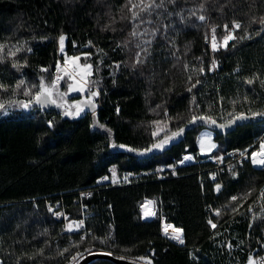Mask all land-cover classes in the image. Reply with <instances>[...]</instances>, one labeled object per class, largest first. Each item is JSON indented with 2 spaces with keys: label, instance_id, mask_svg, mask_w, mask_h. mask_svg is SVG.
<instances>
[{
  "label": "trees",
  "instance_id": "16d2710c",
  "mask_svg": "<svg viewBox=\"0 0 264 264\" xmlns=\"http://www.w3.org/2000/svg\"><path fill=\"white\" fill-rule=\"evenodd\" d=\"M127 3L0 0V44L6 45L0 84L7 88H0V264H68L77 252L147 264H248L264 248V169L250 159L264 143V116H251L264 112V0H164V7L136 20ZM144 21L149 31L157 30L147 46L137 33ZM233 21L241 28L224 47V25L232 31ZM64 55H87L81 63L93 66L97 110L64 115L58 102L56 109L34 102L24 109L19 102L32 99L24 92L34 94L41 78L50 84ZM20 80L25 85L15 89ZM69 83L66 77L57 90L67 91ZM78 98L70 96L71 102ZM241 113L248 118L237 120ZM194 116L215 124L193 122ZM164 122L168 127L157 134ZM204 128L215 133L214 157L237 149L247 159L216 170L199 154L197 135ZM180 129L163 148H152ZM185 154L195 161L181 165ZM158 165L166 169L160 172ZM112 167L118 177L131 174L128 181L100 184ZM88 190L84 200L93 215L85 230L62 233L47 202H61L80 217V192ZM146 199L156 202L151 220L140 210ZM166 225L181 229L184 242L165 236Z\"/></svg>",
  "mask_w": 264,
  "mask_h": 264
},
{
  "label": "snow or ice",
  "instance_id": "6c2138e0",
  "mask_svg": "<svg viewBox=\"0 0 264 264\" xmlns=\"http://www.w3.org/2000/svg\"><path fill=\"white\" fill-rule=\"evenodd\" d=\"M170 3H174L175 0H169ZM125 7L128 8L129 11L132 12V19L136 20V19H140V13L141 12H147L149 14H151L152 10L154 8H162L164 7V0H160L159 3L156 2V0H150L149 3H145V0H138V2H134V0H128V3L125 5ZM203 7V6H201ZM198 20L200 21H204L206 19V17L204 15H200L197 17ZM260 23L264 24V18L261 19ZM225 28V32L226 34L223 36L222 38V44L224 47L228 46V42L231 40H235L237 37L235 35L232 34L233 31L240 29L241 28V24L238 21H233L232 22V31H229V26L228 25H224ZM213 32V37H212V49L213 51L218 50V43L216 40V36H215V28L213 27L212 29ZM133 35H135V32L133 33ZM64 42H65V36L61 35L59 37V45H60V52L64 53ZM6 47V45L0 44V52H3L4 48ZM21 51V49L19 47L16 48V52ZM28 51H31V49H28ZM12 56H15V52H10L9 53ZM87 55H85L84 57H80V56H68V55H64L63 56V62L60 63L58 62L56 65V75L54 76V78L51 80V83L46 85L43 78H41L38 90L32 94L31 90L28 89L24 92L25 95L31 96L32 99L28 102H19L21 104L22 107L24 108H28L29 105L31 103H35L37 105H44V104H53V105H57V101L55 99L56 96H60L61 98L66 95V93H60L57 90V86L59 84V82L64 79L65 77H67V79L69 81H72L71 83L68 84V89L70 91L73 92H83L86 89V86L90 83L89 81V77L92 76L93 74V66L90 63H81V60L83 59L84 61H87ZM2 57H0V61H2ZM17 64L14 63L13 67H16ZM41 71H48V69H41ZM201 71H203V69H201ZM197 83H199V81H197ZM247 83L252 84L253 83V79H249L247 81ZM261 85L264 86V80L260 81ZM25 85V81L24 80H20L16 85H15V89H20L22 86ZM33 87H35V85H33ZM193 87H195V85H193ZM0 88L7 90L6 86H4L3 84H0ZM15 89L13 91H15ZM89 91V95L90 96H96L98 95L97 92L91 91L90 89ZM10 103H14L12 101H10ZM88 103L91 105V107L94 109L95 108V104H93L91 101H88ZM62 106V105H57ZM72 108L75 109V114H79L80 112H82L84 109L81 105V103L78 101L76 104L71 106ZM5 109V105L3 103H0V110ZM66 115H71L73 114L71 111H66L65 112ZM251 116L252 117H257V116H264V112H251ZM248 117H246L243 113H241L240 115H238L236 117L237 120H243V119H247ZM205 120L206 122H210L215 124V120H212L211 117H204V116H200V117H193V122L195 120ZM220 127H223V125H221ZM183 132V129H180L178 132H173L171 134V137L166 136L164 140L160 141L159 143H155L152 145V148H163L164 144L168 142V140L180 135ZM153 135H156V133H153ZM201 144V151H204L205 148H207L208 150H211L212 148L216 147L214 144H211L210 141L206 143L205 140H201L200 142ZM120 147H123L122 145ZM151 149H148V151H150ZM243 155V153H242ZM186 160H191L192 157H185ZM251 163L254 166H257L261 169H264V143H261L260 145V150L259 151H253L251 153ZM220 185L217 184L216 188L217 191L220 190ZM248 195H251V192L245 194V199ZM238 199H240L237 196H233L231 197L232 201H237ZM259 199L261 201H264V188H262L259 192ZM148 204L152 203L151 201L146 202ZM262 208H264V204L261 205ZM233 211H237V209L233 208ZM249 211H251V209H249ZM217 215H220V212L217 211L216 213ZM155 215L154 212H150L147 208L144 209V216L145 217H149V216H153ZM84 222L81 221H76L73 222L72 224H69L67 226V230L68 231H72L74 230V227L76 230H79L80 228H82ZM209 224L211 225L212 228H216V224L212 223L211 220H209ZM173 227L172 225H166L165 226V234L167 235V230L168 228ZM173 232L176 233L175 235L171 236V239L174 240H178L180 243H183L184 241L181 239L179 233L181 232V229L178 228H173ZM84 236L81 237V242H83L84 240ZM92 239H97L96 237H92ZM108 238H105L104 240H101V243H106ZM78 247V245H76ZM64 251H68V249H64ZM83 253H79L77 252L76 255L72 256L71 259L73 261H77L78 257H82ZM140 259H146L144 257H141ZM150 264V261H149ZM248 264H258V262L253 259V258H249ZM259 264H264V257H262L259 261Z\"/></svg>",
  "mask_w": 264,
  "mask_h": 264
},
{
  "label": "built area",
  "instance_id": "2783aa9c",
  "mask_svg": "<svg viewBox=\"0 0 264 264\" xmlns=\"http://www.w3.org/2000/svg\"><path fill=\"white\" fill-rule=\"evenodd\" d=\"M60 54H63V53L60 52V45H59V56H60ZM58 62L62 63L63 59L59 58ZM56 74L57 73H56V68H55L54 76ZM64 79H62L59 83H61ZM242 153H243V155H242ZM187 155L192 157L191 154H185L182 157V160L179 162L181 165H186V164H189V163H191L193 161V159L186 160L185 157ZM245 159H247V152H241L240 150L234 149V150H231L228 153L227 157H225V158L224 157H214V158H212L210 160L214 163L215 169L220 171V172H222L225 168L230 169L233 164L241 163ZM165 169H166V167H164L162 165H158V167H157V170L160 171V172H162ZM113 177H118L116 169L114 167L110 168L109 175H106L103 179H101V182L99 181V183L102 184V183L106 182V183H111L112 185H115ZM163 178H164L163 176H160V179H163ZM92 191L93 190L80 192V196H79L80 198L78 200V204H79V207L81 209V216L80 217H76V218L70 216L69 212L67 211V209H66V207H65V205L63 203L57 202L55 204H52L51 202H47V207H48L49 211L51 212V214L53 215L54 219L61 224V232L62 233L71 234V233H74V232H79V231H82V230L84 231L85 230L86 219L93 215V210H92L91 205L85 203L84 198H89L90 194L92 193ZM148 201L152 202V200L146 199L144 205H147L146 202H148ZM148 205L153 206L152 203H150ZM150 209H151V212H153V207H150ZM141 212H142V210H141ZM154 217L155 216L153 215V216H151V218L147 219L144 215L142 216V218L144 220H151ZM81 220L84 222L82 228H80L79 230H76L75 227H74V230H72V231H68L67 230V226L69 224H72L73 222L81 221ZM83 257H84V255L82 257H78L77 261H73L71 259L68 264H78V262ZM262 257H264V248L261 250V252L256 257H254V259L259 264V261H260V259Z\"/></svg>",
  "mask_w": 264,
  "mask_h": 264
},
{
  "label": "rangeland",
  "instance_id": "374dc122",
  "mask_svg": "<svg viewBox=\"0 0 264 264\" xmlns=\"http://www.w3.org/2000/svg\"><path fill=\"white\" fill-rule=\"evenodd\" d=\"M148 24H150L149 21H144V22H143V26H142L140 29H138V31H137V33H138V32L141 30V31H140V34H143V35H144L143 38L141 39V42H142V44H143L144 46H147L149 43L152 42V39H154V36H156V35H155V32L157 31V30H155V29L149 31V30L147 29V25H148ZM143 28H144V29H143ZM146 29H147L148 31H146ZM209 36H210V34H209ZM221 43H222V40H221ZM219 44H220V43H218V45H219ZM141 52H142V51L140 50V51H139V54H138V57H137L138 59L141 58V55H140ZM137 58H136V60H137ZM71 82H72V81H70V83H71ZM89 89H90L91 91L97 92L98 95H96V96H90V95H89V91H88ZM61 93H66V95H64L62 98H61L60 96H56L55 99H56V101L59 103V105H62V106H60V107H61L62 112H63L64 115H66V114H65L66 111H71V112L73 113V116H76V115H77V114H75V109L71 107L72 105L76 104L77 102H76V101H72V102H71V100H70V96H71V95H72V96H74V95H79V96H80V99L83 100V101L89 100V101H91V102H95V101H97V99L100 100V93H99L98 89L95 88V87H93L90 83L86 86V89H85V91H83V92H73V91H70V90L68 89L67 91H63V92H61ZM78 99H79V98H78ZM31 106H32V103L29 105L28 108H24V109L28 110ZM82 107H83L84 110L86 109V106H83V105H82ZM84 110H83V111H84ZM83 111H82V112H83ZM80 113H81V112H80ZM159 124H160V130L156 131L157 134L160 133L161 130H163L164 128H167V127H168V124L165 123V122H164V123H159ZM201 140H205L206 143L210 141V143H211V144H214L216 147L212 148L211 150H208L207 148H205L204 151H201V144H200ZM263 142H264V141H263ZM197 144H198L199 154H200V155H202V156H203V155H204V156H207V157H209V159L214 158L213 153H214V152L217 150V148H218V143L215 141V133H214V131H212L211 129H208V128L201 129V130L199 131L198 135H197ZM259 150H260V148H259ZM259 150H257V151H259ZM224 156H225V155H219L218 157H224ZM224 158H225V157H224ZM192 159H193L192 162H194L195 160H194L193 155H192ZM250 159H251V156H250ZM192 162H191V163H192ZM234 165H235V164H233V165L231 166V168H232ZM252 166H254V165L252 164ZM254 167H257V166H254ZM130 175H131V174L124 175L123 177H113V178H114V183H115V184H118V183L123 182V181H128ZM100 182H101V180H100ZM150 200H151V199H150ZM143 204H145V201L143 202ZM143 204H142L141 206H143ZM146 204H147L146 206L153 207V212H154L155 215H156V211H155L156 202H155L154 200H152V205H153V206L148 205V203H146ZM79 210H80V211H79V214H80L79 216H81V209H80V207H79ZM140 210H141V207H140ZM67 211H68V210H67ZM68 212H69V211H68ZM50 213H51V212H50ZM69 214H70V212H69ZM141 214H142V216L144 215L143 212H141ZM155 215H154V216H155ZM52 216H53V215H52ZM70 216H71V214H70ZM71 217H72V216H71Z\"/></svg>",
  "mask_w": 264,
  "mask_h": 264
},
{
  "label": "water",
  "instance_id": "95a60500",
  "mask_svg": "<svg viewBox=\"0 0 264 264\" xmlns=\"http://www.w3.org/2000/svg\"><path fill=\"white\" fill-rule=\"evenodd\" d=\"M95 104L94 102H92ZM43 108H48V109H56L57 106L53 104H44L42 105ZM97 110V106L95 105V108L93 109L92 107L89 108L88 111L95 112ZM204 125L208 124V122H204ZM100 259H105L109 260L115 264H147V263H137L122 257H117L111 253L108 252H92L89 254H86L79 262L78 264H90L94 262L95 260H100Z\"/></svg>",
  "mask_w": 264,
  "mask_h": 264
},
{
  "label": "bare ground",
  "instance_id": "6f19581e",
  "mask_svg": "<svg viewBox=\"0 0 264 264\" xmlns=\"http://www.w3.org/2000/svg\"><path fill=\"white\" fill-rule=\"evenodd\" d=\"M186 157H189L188 155ZM147 208L150 212H151V209L149 206H146L143 204V206H141V210L142 212L144 213V209ZM147 219L151 218V216L149 217H146ZM176 233L173 232V230H167V235L165 234V231H164V235L165 236H168L171 238L172 235H175ZM181 239L183 240V231L181 230V232L179 233ZM174 240V239H173ZM176 242L180 243L178 240H175Z\"/></svg>",
  "mask_w": 264,
  "mask_h": 264
},
{
  "label": "flooded vegetation",
  "instance_id": "af4514ba",
  "mask_svg": "<svg viewBox=\"0 0 264 264\" xmlns=\"http://www.w3.org/2000/svg\"><path fill=\"white\" fill-rule=\"evenodd\" d=\"M75 101H76V102L79 101V102L81 103V105L86 106V109H85L83 112H81V113H84V112L88 111V109L91 107V105L88 103L89 100L83 101V100H81V99L79 98V99H76ZM45 105H46V104H45Z\"/></svg>",
  "mask_w": 264,
  "mask_h": 264
}]
</instances>
